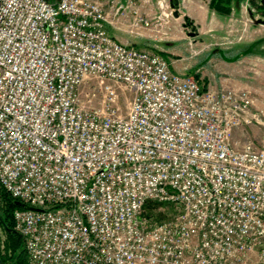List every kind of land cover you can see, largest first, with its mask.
<instances>
[{
  "label": "built area",
  "instance_id": "built-area-1",
  "mask_svg": "<svg viewBox=\"0 0 264 264\" xmlns=\"http://www.w3.org/2000/svg\"><path fill=\"white\" fill-rule=\"evenodd\" d=\"M166 3L0 0V187L27 264H264V106L108 29L161 31Z\"/></svg>",
  "mask_w": 264,
  "mask_h": 264
},
{
  "label": "crops",
  "instance_id": "crops-1",
  "mask_svg": "<svg viewBox=\"0 0 264 264\" xmlns=\"http://www.w3.org/2000/svg\"><path fill=\"white\" fill-rule=\"evenodd\" d=\"M122 1L127 2L128 0ZM135 1L141 5L142 9L146 8V12L149 11V16L161 12L156 0H151V3L148 5H144V0ZM244 1L242 0L239 3L234 2L230 13L221 14L212 6V0H168L174 13L176 10L173 5L176 2L178 3L181 14L180 16L174 14L173 18L169 19L167 25L165 24V27L161 31L156 32L153 24L152 28H144L143 35L137 36L131 33L129 31L130 14L126 17L127 21L123 23L122 27L109 25L108 29L110 33L113 31V35L116 38L118 37L117 39L119 40L130 41L131 39L134 42L140 41L149 44L158 35L173 36V24L180 23L182 16L183 20L181 24L184 29H188L189 26L199 29L198 35L192 36L190 34L193 41L197 42V37L199 36L203 38L202 34L204 36L210 35L213 39L216 37L223 38L221 42L213 43L211 47L208 46L209 52L212 51L213 54L219 56L216 59L220 66L212 74L214 79H211V76L206 79H201L202 75L192 76L196 77L206 89H221L227 86L253 88L255 86L253 83L259 81L256 80L257 76L264 72V70H256L257 67H264V36H260L264 28H258L259 25L257 24H244L242 20L244 16ZM187 18L190 20L188 24L186 23ZM224 25L227 29L222 28ZM231 37L235 39L233 40ZM156 45L155 43L152 48L153 50H157ZM202 46L206 48V45ZM262 83H264V80Z\"/></svg>",
  "mask_w": 264,
  "mask_h": 264
},
{
  "label": "rangeland",
  "instance_id": "rangeland-1",
  "mask_svg": "<svg viewBox=\"0 0 264 264\" xmlns=\"http://www.w3.org/2000/svg\"><path fill=\"white\" fill-rule=\"evenodd\" d=\"M156 1L158 4V0ZM166 1H167L166 4H169L170 6V3L168 2V0ZM169 6L168 7L164 6L165 10H167L168 12L173 10V8ZM253 8L254 10H252ZM253 8H251L252 10L251 12L252 13L254 12L253 15L257 16L259 20H261L262 25H264V5L262 3L260 4L253 3ZM174 9L179 13V16H180L181 12H180V8L177 2L174 3ZM144 10H146V8H144ZM160 10H163V9L160 8ZM252 13L249 14L246 12V15L250 17L252 16ZM173 16H174V11L172 14L169 15V17L165 18L166 25L169 19H172ZM182 20L183 18L181 16V22L173 24V27H172L173 36L167 37L165 36V34H161V35H158L157 38H154V40H151L152 42L149 44L146 42L144 43L140 41L134 42L131 39L129 42L141 49H149L155 52L159 50L158 53L161 52L162 55L167 58V60L171 63L172 69L175 72H179L181 74L189 73L195 76L202 75L201 79H206L209 76H211V79H214V76H212V74L220 66V64L218 63L216 59L219 56H217L216 54H213L212 51L209 52L208 49L209 47H211V44L217 43V42L219 43L223 40V38L216 37L213 39V37H211L210 35L204 36L202 34L203 38H200L199 36L197 37V42H195L192 40L190 34L192 36L198 35L199 29L194 28L192 26H189L188 29H184L183 25L181 24ZM222 28L227 29L225 25ZM258 28H264V26H259ZM111 34H113V31ZM260 36H264V30L262 31V34H260ZM231 39L234 40L235 38L231 37ZM155 43L157 44L156 45L157 50L152 49ZM202 45H206V48L203 47ZM213 56H215V58H213ZM256 70H264V67L262 66L257 67ZM262 74L264 76V72ZM262 74H259L256 78V80H259V81L254 80L255 82L253 83V85L255 86L253 88L252 87H249V88L252 89L253 94L256 95L257 102H258L257 104L263 107L264 106V83L262 82L264 80V77L262 76ZM260 132L261 130L258 127H254V126L242 127L239 130L235 131L234 139L242 140L246 138H250V139L254 138L258 140ZM163 216L165 217L166 215H163ZM0 252L2 256L6 258H9L11 254L13 253L12 248L9 245V236L3 228H0ZM8 261L5 264H10Z\"/></svg>",
  "mask_w": 264,
  "mask_h": 264
},
{
  "label": "trees",
  "instance_id": "trees-1",
  "mask_svg": "<svg viewBox=\"0 0 264 264\" xmlns=\"http://www.w3.org/2000/svg\"><path fill=\"white\" fill-rule=\"evenodd\" d=\"M242 0H212V6L221 14L230 13L234 2H241ZM189 19H186V23H189ZM1 199H0V228H3L9 236V245L12 248L13 253L9 258L0 256L4 263L10 264H27V253L22 236L14 229L13 213L17 208L25 207V204L10 196L1 187Z\"/></svg>",
  "mask_w": 264,
  "mask_h": 264
},
{
  "label": "water",
  "instance_id": "water-1",
  "mask_svg": "<svg viewBox=\"0 0 264 264\" xmlns=\"http://www.w3.org/2000/svg\"><path fill=\"white\" fill-rule=\"evenodd\" d=\"M261 2H262V4L264 5V0H262ZM173 7H174V5H173ZM174 14H175L176 16L179 15V13H178L177 11H175ZM0 264H5L4 261H3V259L1 258V256H0Z\"/></svg>",
  "mask_w": 264,
  "mask_h": 264
},
{
  "label": "flooded vegetation",
  "instance_id": "flooded-vegetation-1",
  "mask_svg": "<svg viewBox=\"0 0 264 264\" xmlns=\"http://www.w3.org/2000/svg\"><path fill=\"white\" fill-rule=\"evenodd\" d=\"M253 3L255 4V3H257V4H260V2H257V0H252V5H253ZM258 7V6H257Z\"/></svg>",
  "mask_w": 264,
  "mask_h": 264
},
{
  "label": "bare ground",
  "instance_id": "bare-ground-1",
  "mask_svg": "<svg viewBox=\"0 0 264 264\" xmlns=\"http://www.w3.org/2000/svg\"><path fill=\"white\" fill-rule=\"evenodd\" d=\"M260 23V22H259Z\"/></svg>",
  "mask_w": 264,
  "mask_h": 264
}]
</instances>
